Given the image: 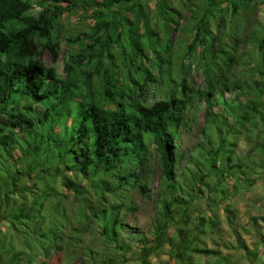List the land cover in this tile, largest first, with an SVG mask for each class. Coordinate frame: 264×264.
I'll return each mask as SVG.
<instances>
[{"label": "trees", "instance_id": "trees-1", "mask_svg": "<svg viewBox=\"0 0 264 264\" xmlns=\"http://www.w3.org/2000/svg\"><path fill=\"white\" fill-rule=\"evenodd\" d=\"M142 1L0 0V222L9 235L0 236V264H63L53 261V253L92 232L115 260L127 259L131 245L126 234L151 249L147 236L126 224L122 212L138 210L136 197L152 198L157 167L159 207L172 222L173 209L179 207L186 225L191 201L215 189L220 174L234 178L264 166V24L254 19L259 0H156L155 26ZM35 5L41 9L37 13ZM74 10L91 13L96 24L82 34L87 42L80 54L68 52L61 75L57 67L45 65L42 54L49 50L58 61L53 29ZM239 21L246 22L243 30ZM154 30H163L164 37ZM184 30L191 37L186 55L201 51L203 90H193L186 75L171 77L170 39ZM247 47L259 55L253 58ZM116 54L123 56L120 64ZM133 67L145 74L143 82L133 77ZM164 80L171 87L167 97L151 104L149 84ZM203 104L207 141L200 146L204 162L199 163L179 141ZM208 128L218 132V142ZM243 134L246 154L228 141V136ZM186 162L189 176L180 173ZM194 175L204 186L201 195L183 188L194 191L187 183ZM59 178L63 188L83 198L82 210L66 205L67 195L55 186ZM83 182L94 192L92 200L85 198L89 192ZM106 197L114 199L110 206ZM166 223L156 222L162 238ZM179 231L185 238L187 233Z\"/></svg>", "mask_w": 264, "mask_h": 264}, {"label": "rangeland", "instance_id": "rangeland-1", "mask_svg": "<svg viewBox=\"0 0 264 264\" xmlns=\"http://www.w3.org/2000/svg\"><path fill=\"white\" fill-rule=\"evenodd\" d=\"M170 1L174 2L173 0ZM142 2L151 26H155V22L157 23L158 21L155 12L157 1L143 0ZM34 8V13L41 10L37 5ZM90 14L82 10H74L65 14L61 21L55 25L53 34L54 42L58 45V61L55 63L53 61V54L49 50H45L42 54V61L46 66L57 67L59 73L64 75L63 67L68 57V52L80 54L82 44L87 42L82 34H89L92 27L96 24L95 19ZM185 14L186 17L189 16L188 12H185ZM254 19L260 24H264V0L258 1V9ZM237 24L241 30L246 27L245 21H239ZM141 31L143 32V30ZM154 31L160 37H164L163 30ZM170 40L172 42L173 56L171 77L180 79L186 75L188 76L189 85L193 90H203L205 88L203 72L198 68L200 66L201 51L197 50L193 52L190 57L186 55L191 41L189 30H184L180 33L174 32ZM143 41L146 42V40ZM246 50L251 52L253 58L259 55V53H256V49L252 50V47H247ZM125 53L128 58L132 56L131 48L127 43ZM260 54H264V51ZM147 55L150 59H153L151 53L147 52ZM122 57L119 54L115 55L117 64L121 63ZM105 62L109 64L108 59ZM182 62L185 64L184 67ZM144 63L149 67L150 62L148 60L144 59ZM85 70L95 73L93 67H86ZM126 71L124 72L125 76L127 74ZM154 73L157 74L156 71ZM131 74L134 78L143 82L145 74L140 69L138 70L133 67ZM98 84L97 80L94 79L93 89L95 92L99 90ZM149 86V100L151 104L165 99L171 89L167 80L157 85L149 84ZM204 106V104L201 105L198 112H195L194 122L190 125L189 129L183 131L179 141L182 144L183 150L192 151L199 158V163L204 162V158L199 154L200 146L207 141L202 133V130L206 126ZM222 130L226 132L227 129L223 128ZM208 132L212 136V139L218 142V132L215 129H209ZM228 141L238 143L239 146L236 149L238 153H247L245 134L241 137L228 136ZM186 166H189L187 162L180 168V173L189 176L191 170L186 169ZM191 168L193 172L196 170L194 165ZM160 175L161 170L157 167L151 199L136 197L133 202L138 206V210L127 214H125L124 210L122 212V216L126 218V224L134 228L135 231L147 236L150 241L148 247L151 249L147 251L144 245L139 242V238L133 240L126 234L124 238L131 245V250L126 256L127 259L118 258L115 260V257L112 255L114 254L113 251L106 247L104 240L99 234L92 232L81 237L82 242H65L63 249L53 253V261L59 260L63 264H123L122 260L126 261L124 264H264V166L260 170L248 171L246 175L235 173L234 178L220 174V178H217V187L213 190L205 191V195L200 194L204 186L199 184L198 176L194 175L192 180L188 179L187 183L194 191H190L185 186L183 188L191 192L193 196H201L199 200L194 199L196 202L191 201V207L188 211L190 218L187 219L188 223L186 225L181 223L183 219L187 218L182 209L179 207L173 209L172 216H175L176 221L172 222L165 218L164 211L159 207L157 196L159 193ZM239 177L241 179L237 180ZM62 181V178H59L55 186L67 195V199H65L66 205L72 207L71 209L82 210L84 208L83 198L76 195L74 190L63 188ZM27 183L28 185L31 184L30 181H27ZM83 183L85 184L86 192H89V195L85 198L92 200L94 192L90 189L88 183ZM106 198H108L106 205L110 206L114 202V199L111 197ZM188 198L192 199L193 197ZM81 200L82 202H80ZM123 202L126 203L128 201L123 200ZM4 205L3 208L5 209ZM73 213L70 212L69 217L73 219V223H76L77 221L73 218ZM157 220L162 224L167 222L165 238L159 235L160 230L156 227ZM179 230L185 231L188 238H181ZM71 232V230L65 231L66 234ZM0 236H9L7 225L4 222H0ZM19 242L17 240L14 241L16 250H20V247H17ZM88 248L92 249L93 252H98L100 255L96 256L90 253ZM198 248L219 251L220 254H197L193 250Z\"/></svg>", "mask_w": 264, "mask_h": 264}]
</instances>
